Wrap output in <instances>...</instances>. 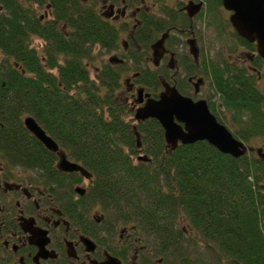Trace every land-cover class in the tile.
Here are the masks:
<instances>
[{"label": "trees", "instance_id": "1", "mask_svg": "<svg viewBox=\"0 0 264 264\" xmlns=\"http://www.w3.org/2000/svg\"><path fill=\"white\" fill-rule=\"evenodd\" d=\"M206 3L209 27L225 10L222 0ZM45 9L51 19L42 21ZM219 22L233 28L219 20V37L226 33ZM186 24L169 20V26ZM147 28L163 32L148 23ZM233 33L252 54L251 67L261 72L257 45L234 28ZM120 37L81 0H0V153L11 162L58 172L55 153L25 128L24 118H35L95 175L83 209L93 203L107 209L111 240L120 226L132 227L142 264H264V160L254 153L234 158L206 141L170 151L157 120L136 124L130 104L135 98L123 84L127 71L104 63L94 79L88 65L95 47L118 51ZM144 39L146 57L152 39ZM141 73L134 82L157 97L160 81L148 70ZM207 75L228 112L220 115L209 102L218 121L243 143L259 140L264 146V88L258 86L264 73H248L238 61L210 59ZM184 89L178 86L182 94ZM139 145L150 161L138 159Z\"/></svg>", "mask_w": 264, "mask_h": 264}, {"label": "flooded vegetation", "instance_id": "2", "mask_svg": "<svg viewBox=\"0 0 264 264\" xmlns=\"http://www.w3.org/2000/svg\"><path fill=\"white\" fill-rule=\"evenodd\" d=\"M81 1L85 7L96 10L120 33V49L109 53L117 56L112 57L109 63L121 66L122 71L132 72L131 77L125 79L129 89L136 90L134 81L143 76L142 71L148 70L163 88L158 96L164 90V84L187 87V97L193 100L201 93L207 84V64L202 63L203 36L207 32V0H178V3L171 4V0ZM224 10L230 18L232 13ZM43 12L42 21L51 19L48 9ZM170 19L187 21V24L184 28L169 26ZM147 23L150 29L160 27L163 32L153 34ZM145 37L152 39L149 41L150 53L146 57ZM161 40L164 42L155 49ZM248 59L252 60L249 53ZM247 70L259 76L264 73V68L257 72L250 64ZM141 87L145 89L146 96L150 94L147 85ZM152 94L150 97L155 98ZM133 105L140 106L137 102ZM247 148L245 155L258 154L263 160V149ZM60 150L65 152L69 161L77 163L64 148L60 147ZM55 157L58 172L48 173L38 170V167L30 168L28 163L11 162L7 154L0 153V264H107L109 256L120 264H142L140 238L133 235L136 233L131 231L132 227L120 226L111 240L107 227L114 226L109 224L107 209L94 203L83 209L82 199L95 187V175L90 172L92 176L85 178L78 173L82 176L79 179L77 172H63L59 168V153H55ZM46 162L42 161L41 165ZM83 238L95 244L94 250H89L90 246L84 243ZM154 262L156 260H151V264Z\"/></svg>", "mask_w": 264, "mask_h": 264}, {"label": "water", "instance_id": "3", "mask_svg": "<svg viewBox=\"0 0 264 264\" xmlns=\"http://www.w3.org/2000/svg\"><path fill=\"white\" fill-rule=\"evenodd\" d=\"M222 3L224 8L232 13L230 22L237 34L247 42L257 45V54L264 62V0H222ZM162 42L164 41L161 40L158 46L155 45V49L161 46ZM137 93L136 102L140 106L135 111V120L137 122L157 120L164 130L166 143L172 150L178 146L179 141L184 144L206 141L221 153L234 158L243 157L247 153V146L217 120L206 100L195 102L170 84H164V91L158 98L146 96L144 89H139ZM24 125L46 149L59 153L60 170L77 172L85 178L92 176L83 166L68 160L65 152L60 150L59 144L47 134L35 118L26 117ZM261 157L264 160V154ZM138 159L150 161L145 156H140ZM83 241L90 246L89 250H94L95 244L90 239L83 238ZM107 264H120V262L109 256Z\"/></svg>", "mask_w": 264, "mask_h": 264}, {"label": "rangeland", "instance_id": "4", "mask_svg": "<svg viewBox=\"0 0 264 264\" xmlns=\"http://www.w3.org/2000/svg\"><path fill=\"white\" fill-rule=\"evenodd\" d=\"M180 1H182V0H180ZM186 1H188V0H186ZM102 2H103V0H98V3H102ZM169 3L170 4L171 3H178V0H176V1L171 0V2H169ZM164 7L162 9L165 11L166 9ZM228 19H230L228 14H226V13L220 14L219 13L218 21L219 20L223 21V20H228ZM218 21L215 23H213V22L211 23V21H210V24H209L210 26L207 27V32H206L205 36H203V46L205 49H204L203 54H202V63L207 64L208 60L213 59L217 64H219L226 59V60H231V61H238V63H241L242 68L247 67L248 64L252 63V60L248 59V53L251 57H252V54H250L249 50L246 47H243L242 45L239 44L238 39L234 36L233 28L229 27L228 23H225V26H223L224 24H221L219 22L223 27H225L226 33L224 34V36H223V34L220 37L217 36L215 33L214 27L216 28V26H218ZM33 45L40 49V42L39 41H37V40L34 41ZM229 55H232V56H229ZM93 57H94V59L90 63H88V65H89V70L91 72V76H92V78L95 79L98 76V69L100 68V66H102L104 63L105 64L109 63L110 59H112V57H117V56L115 54H109L105 50H101L99 47H95V49L93 50ZM124 72L125 71L123 69V73ZM131 74H132V72H130V71L125 72V75L123 76V83H125V84L127 83L125 79H128V77H131ZM206 80H207L206 86L204 85V87L201 89V93L199 95H197V97H195L194 100L195 101H198L200 99L208 100V103L209 102L212 103L215 107V110L220 115H222V116L225 114L228 115V112H226V110L224 108H222L221 103H220L221 99L218 95L215 94L213 87L211 85V78L208 75H207ZM134 86H137L136 90L132 91L130 89V92L132 91L131 96H133L136 99V97L138 95L137 91L139 89H144V88L141 87V85H139V84L134 85ZM258 86L260 89L264 88V79L260 78ZM181 87L187 89V87H185V86H181ZM161 89H163V88L161 87ZM144 91H145V89H144ZM149 93L152 94V92H149ZM150 94H149V96H151ZM158 97L159 96H157L155 98H158ZM208 97H210V98H208ZM152 98H154V97H152ZM135 99L132 100L133 102L130 101V104L131 103L134 104ZM133 108H134V111H136L138 106L133 107ZM209 109H210V107H209ZM210 111H211V109H210ZM134 117H135V112H134ZM134 120H135V118H134ZM137 123L138 122L136 121V124ZM245 145H247V143H245ZM247 146H250L251 148H255V149H263L264 148V146L262 145V142L259 140H256V141L253 140L252 144H249ZM139 148H140L139 155L144 156L145 153L142 150V145H140ZM262 153L264 154V149H263ZM251 154H253V153H250V155ZM254 155L258 156V154H254Z\"/></svg>", "mask_w": 264, "mask_h": 264}, {"label": "bare ground", "instance_id": "5", "mask_svg": "<svg viewBox=\"0 0 264 264\" xmlns=\"http://www.w3.org/2000/svg\"><path fill=\"white\" fill-rule=\"evenodd\" d=\"M150 48V47H149ZM142 86V85H141ZM183 86V85H182ZM185 90V89H184ZM185 94H186V96H189V91H188V89H186L185 91ZM144 94H145V91H144ZM184 127V126H183ZM165 136V135H164ZM198 142H205V141H198ZM198 142H196V143H198ZM195 144V143H194ZM187 145H191V144H188V143H186V144H184L182 141H179V143H178V146L174 149V150H172L169 146V149H170V151H176L178 148H180L181 146H187ZM145 157H147L148 158V160H150L149 159V157L145 154L144 155Z\"/></svg>", "mask_w": 264, "mask_h": 264}]
</instances>
